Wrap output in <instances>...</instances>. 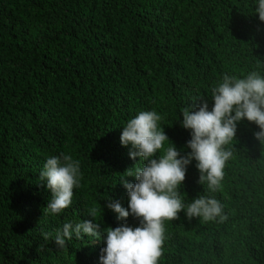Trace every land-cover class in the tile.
<instances>
[{"label": "trees", "instance_id": "obj_1", "mask_svg": "<svg viewBox=\"0 0 264 264\" xmlns=\"http://www.w3.org/2000/svg\"><path fill=\"white\" fill-rule=\"evenodd\" d=\"M258 0H0V264H100L103 239L81 234L54 242L66 222L101 231L140 226L119 220L108 197L128 209L122 180L146 162L122 146L127 122L156 111L181 156L191 150L185 108L214 107L224 75L264 77V22ZM246 119L225 146L232 156L213 192L193 159L177 191L224 206L226 221L184 211L165 221L159 264H264V145ZM73 155L82 179L72 204L47 213L51 192L39 174L50 156ZM162 153L157 152L158 158ZM43 212L45 214L43 215ZM96 221H92L95 223ZM43 233H50L45 241Z\"/></svg>", "mask_w": 264, "mask_h": 264}, {"label": "clouds", "instance_id": "obj_2", "mask_svg": "<svg viewBox=\"0 0 264 264\" xmlns=\"http://www.w3.org/2000/svg\"><path fill=\"white\" fill-rule=\"evenodd\" d=\"M255 13L264 22V0H258ZM214 107L211 111L205 103L197 111L185 108L182 112V127L191 130V140L187 148L191 151L181 156L169 138L160 128L162 116L156 111H141L123 127L122 146L131 144L130 157L146 162L125 172V176L136 179L135 184L122 180L129 197L128 209L109 197L108 208L117 214L119 220H127L132 215L140 220V226H122L101 231L96 221L97 210H88L92 220L77 223L66 222L57 231L54 242L61 250L66 248V239L73 234H81L103 239L106 247L101 249L100 264H159L165 241V221L178 219L181 211L191 218L219 222L227 220L224 206L215 198L199 196L189 205L182 202L180 193L186 176V168L194 159L200 172L199 183H207L210 191H217L224 178V169L232 156L225 146L235 139L237 124L242 120L255 123L260 131L255 138L264 145V77L257 72L245 78L224 75L223 81L212 88ZM157 152L162 154L157 158ZM81 163L73 155L62 153L47 158L40 172V181H47L51 199L47 213L59 214L72 204L73 189L79 187L82 175ZM45 212H43V215ZM96 221L93 223L92 221ZM50 233H43L45 241Z\"/></svg>", "mask_w": 264, "mask_h": 264}]
</instances>
